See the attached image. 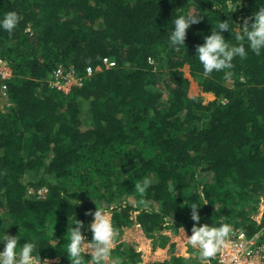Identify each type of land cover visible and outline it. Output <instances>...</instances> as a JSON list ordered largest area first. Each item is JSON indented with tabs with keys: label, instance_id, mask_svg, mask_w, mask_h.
<instances>
[{
	"label": "trees",
	"instance_id": "obj_1",
	"mask_svg": "<svg viewBox=\"0 0 264 264\" xmlns=\"http://www.w3.org/2000/svg\"><path fill=\"white\" fill-rule=\"evenodd\" d=\"M259 6L242 0L228 17L211 0H0V18L19 16L11 33L0 28V57L14 74L10 102L0 108V235L35 240L41 260L71 264L66 236L79 219L91 240L88 213L98 205L110 210L116 234L137 223L153 249H171L157 263L203 264L173 252L161 234H192L191 204L200 224L228 223L248 237L262 230L264 214L261 221L252 214L264 198V50L208 76L195 56L220 18H229L233 32L224 35L235 44V24ZM186 10L203 19L177 50L168 44L171 20ZM186 64L212 100L188 94ZM59 65L83 84L68 93L50 87ZM145 176L153 182L141 195L134 186ZM42 187L43 197L29 192ZM124 245L110 257L121 252L125 264H139L142 252Z\"/></svg>",
	"mask_w": 264,
	"mask_h": 264
},
{
	"label": "clouds",
	"instance_id": "obj_2",
	"mask_svg": "<svg viewBox=\"0 0 264 264\" xmlns=\"http://www.w3.org/2000/svg\"><path fill=\"white\" fill-rule=\"evenodd\" d=\"M214 11L227 13L236 12L242 0H211ZM260 4L250 16L242 19L239 27L234 26L236 43L229 45L224 32H233V27L228 23V19H221L213 25L210 34L203 37L204 42L196 46L195 56L203 66V74L210 75L214 71L219 72L224 69H231L235 57L241 59L247 57L251 51L257 56L264 50V0H257ZM198 12L186 10L184 13L172 18V31L168 36V44L177 50L185 45L187 29L199 23L203 16ZM19 22V16L15 11H8L0 18V28L11 33ZM247 47V50H246ZM227 75V73H226ZM152 179L145 176L140 182L135 183V191L143 195L152 184ZM168 190L173 191L174 186L169 183ZM143 203V201H141ZM199 206L191 204V219L195 222L192 226V234L186 236L188 244L197 249L201 261L215 256L227 239L233 234L232 226L228 223H204L200 224L201 216L198 211ZM89 215L93 219L87 226L92 232L91 240H87L82 228L84 222L76 219L73 223L70 235L66 236V252L71 264H84L86 255L91 264H106L113 246L116 229L113 225L109 211L98 206L94 212L89 210ZM166 222H167V218ZM140 225V224H139ZM0 243L3 248L0 250V264H41V257L37 251V242L32 239L20 243V238L10 236L8 232L0 235Z\"/></svg>",
	"mask_w": 264,
	"mask_h": 264
},
{
	"label": "built area",
	"instance_id": "obj_3",
	"mask_svg": "<svg viewBox=\"0 0 264 264\" xmlns=\"http://www.w3.org/2000/svg\"><path fill=\"white\" fill-rule=\"evenodd\" d=\"M107 67L115 65V61L104 58ZM93 68L87 67V73L92 74ZM11 64L3 57H0V108H4L10 102L9 81L13 77ZM48 84L52 88L68 93L74 86L82 85L81 77L75 74L72 68H66L59 65L50 73ZM48 188L42 187L35 190H29L30 193L43 197ZM263 216V215H261ZM264 228H262L263 230ZM260 230L255 235L248 237L243 231L234 229L233 234L227 239L224 246L215 254V256L204 260L203 264H264V234ZM186 253V256H190ZM51 260L43 259L41 264H50Z\"/></svg>",
	"mask_w": 264,
	"mask_h": 264
},
{
	"label": "rangeland",
	"instance_id": "obj_4",
	"mask_svg": "<svg viewBox=\"0 0 264 264\" xmlns=\"http://www.w3.org/2000/svg\"><path fill=\"white\" fill-rule=\"evenodd\" d=\"M182 70L184 71L185 76L189 79L190 84L188 88V94L189 95H199L202 96L203 100L205 102H208L209 99L212 97L207 95L205 92L202 91L200 81L197 79V77L190 71V67L188 64L184 65L182 67ZM90 106L88 104V101H83L81 104L82 109V120L84 125L89 124L90 119ZM30 190V189H29ZM33 190V189H31ZM34 194V193H33ZM111 215V212L109 209H107ZM264 214V198L261 196L259 201V206L256 211L253 212L252 216L257 219L258 221H261L262 216ZM183 228L179 229L177 232L171 230V229H163L161 234H165L170 236L171 242L175 243V249H173V252H178L180 255L182 253H190L191 257H195L199 255V252L197 249L192 248L186 239V236H189L187 234H181V231ZM171 232V233H170ZM172 234V235H171ZM175 236H178L175 239ZM174 240V241H172ZM124 242V251H127L129 247L135 248L137 252H142V257L140 258L139 264H159V262L162 259L170 258L171 256V249L168 250H161L160 248L155 247V249L152 248L153 242L150 240L146 234L145 231L142 229V227L134 223L131 226L125 227L124 230L116 234L113 240V246L112 249L115 248L119 243ZM159 247V246H158ZM152 249V253H151ZM155 251H158V253H154ZM121 253V252H120ZM118 253V254H120ZM116 254L115 259L111 258L109 256L106 264H125V262H122V258ZM178 254V255H179ZM183 255V254H182ZM129 264H132V262H127ZM126 263V264H127Z\"/></svg>",
	"mask_w": 264,
	"mask_h": 264
},
{
	"label": "crops",
	"instance_id": "obj_5",
	"mask_svg": "<svg viewBox=\"0 0 264 264\" xmlns=\"http://www.w3.org/2000/svg\"><path fill=\"white\" fill-rule=\"evenodd\" d=\"M207 95H209V96H211L212 98L211 99H209L208 101H210V100H212L213 98H214V93H212V92H205ZM181 231V234H187V235H191L190 233H188L185 229H182V230H180ZM171 233V232H170ZM172 235V234H171ZM178 236H175V239L177 238ZM172 241H174V240H172ZM157 248H160L161 250H168V248L166 247V248H162V247H157ZM151 253H152V249H151ZM154 253H158V251H155ZM176 254H179L178 252H176ZM183 255H185L186 256V253H182Z\"/></svg>",
	"mask_w": 264,
	"mask_h": 264
}]
</instances>
